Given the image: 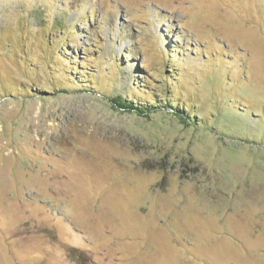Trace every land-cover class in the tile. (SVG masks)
I'll use <instances>...</instances> for the list:
<instances>
[{"label": "rangeland", "instance_id": "1", "mask_svg": "<svg viewBox=\"0 0 264 264\" xmlns=\"http://www.w3.org/2000/svg\"><path fill=\"white\" fill-rule=\"evenodd\" d=\"M0 264H264V0H0Z\"/></svg>", "mask_w": 264, "mask_h": 264}, {"label": "trees", "instance_id": "2", "mask_svg": "<svg viewBox=\"0 0 264 264\" xmlns=\"http://www.w3.org/2000/svg\"><path fill=\"white\" fill-rule=\"evenodd\" d=\"M112 101H115V103H118L121 107H124V108H127V109H131L133 111H140V112H143L141 107H138V106H134L130 103H126L124 100H122V98L120 96H116V97H113L111 98ZM166 107H169L171 108L173 111H176L178 112L177 110V107L176 106H170V105H167ZM144 113V112H143Z\"/></svg>", "mask_w": 264, "mask_h": 264}]
</instances>
